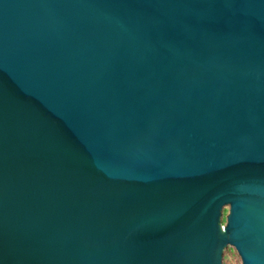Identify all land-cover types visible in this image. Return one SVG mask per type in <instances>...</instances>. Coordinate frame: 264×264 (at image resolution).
<instances>
[{"label": "water", "instance_id": "1", "mask_svg": "<svg viewBox=\"0 0 264 264\" xmlns=\"http://www.w3.org/2000/svg\"><path fill=\"white\" fill-rule=\"evenodd\" d=\"M228 246L264 264V0H0V264Z\"/></svg>", "mask_w": 264, "mask_h": 264}, {"label": "rangeland", "instance_id": "2", "mask_svg": "<svg viewBox=\"0 0 264 264\" xmlns=\"http://www.w3.org/2000/svg\"><path fill=\"white\" fill-rule=\"evenodd\" d=\"M223 212V222H225L228 207H225ZM223 264H242L241 257L233 246H228L225 249L223 254Z\"/></svg>", "mask_w": 264, "mask_h": 264}]
</instances>
